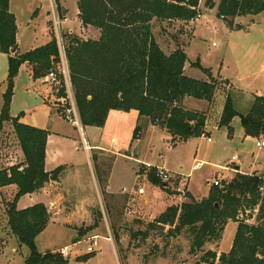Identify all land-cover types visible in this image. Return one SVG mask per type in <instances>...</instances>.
I'll return each mask as SVG.
<instances>
[{"label":"rangeland","instance_id":"374dc122","mask_svg":"<svg viewBox=\"0 0 264 264\" xmlns=\"http://www.w3.org/2000/svg\"><path fill=\"white\" fill-rule=\"evenodd\" d=\"M220 1L214 0L215 7L211 8L210 0H200L198 11L201 17L194 22L153 21L154 38L166 54L178 44L184 46L190 78H209V82L215 78L218 84L213 105L189 99L188 107H185L188 110L201 106L208 112L209 135L200 138L187 142L171 141L162 128L151 125L146 128L136 112H115L112 115L120 118L112 117L103 128L84 127L70 103L67 105L65 100L57 98L60 82L42 84L33 81L31 68L27 64L21 67L13 81L11 117L29 126L65 134L68 139L60 145L64 158L59 164L76 166L73 170L62 167L57 180L52 178L45 185V188L54 185L52 190L56 194L54 198V193L49 195L52 203L49 199L43 200L49 204V207L45 206L51 220L45 231L36 237L35 246L39 253L57 254L68 248V255L64 257L70 264H207L200 263V260L212 251L217 254L215 264H219L221 255L230 252L239 225L235 221L227 224L220 244H208L197 254L191 253L190 243L182 235L171 239L167 249L160 231L152 233L147 240L139 238L136 234L146 226L134 222L136 216H141L145 223L154 221L164 206L153 203V209L147 212V207L141 205L142 198L134 194L138 173L143 166L180 174L197 199L206 198L215 181H220L221 186L230 182L236 176L237 167L245 174L264 176V148L257 147L264 135L258 138L245 136L241 123V115L250 113L256 97H264V12L227 19L233 21L229 23L218 17ZM12 6L19 20L22 53L31 50L32 46H44L60 35L63 39L60 48L63 66L68 62L64 48L67 36L75 35L81 40L97 36L93 31L88 34L80 31L81 27L62 26L64 18L55 0H14ZM54 12L61 17V27L55 24ZM70 29L79 35L69 34ZM17 54H20L18 49L9 56L0 52V117L4 95L9 88V57ZM229 95L237 112L231 123V133L227 127L218 126ZM138 127L142 131L135 140ZM84 137L91 147L101 146L109 153L98 152L96 148L87 151ZM23 161L13 124L0 121V171ZM58 168L48 173L53 174ZM145 183L148 184V180L145 179ZM106 186L111 190L107 191ZM132 188L131 194L121 195ZM12 189L0 188V264H25L32 249L22 244L8 226L7 211L18 193V189ZM149 192L152 196V190ZM186 193L187 190L184 195ZM29 203V200L21 201L18 210L29 208H23ZM244 215L241 212L237 219H243ZM90 247L93 252L88 251ZM89 254L93 255L88 260L78 261Z\"/></svg>","mask_w":264,"mask_h":264},{"label":"trees","instance_id":"16d2710c","mask_svg":"<svg viewBox=\"0 0 264 264\" xmlns=\"http://www.w3.org/2000/svg\"><path fill=\"white\" fill-rule=\"evenodd\" d=\"M199 1L79 0L83 25L92 26L101 33L98 40L67 36L64 47L69 81L82 126L103 128L111 111L136 112L140 118L146 117L166 130L172 141L187 142L207 134V113L187 110L184 101L193 98L212 103L217 82L186 76L188 57L183 45L178 44L174 51L166 54L153 34L154 20L190 22L196 19L200 14ZM10 2L0 0V52L8 56L12 49H18L17 19L10 11ZM213 2L210 0L211 8L215 7ZM217 10L218 17L229 22L227 19L263 13L264 0H221ZM25 64L30 65L35 81L47 78L51 72L56 73L60 82L56 96L69 105L57 38L28 53L9 57V88L4 95L0 121L13 124L24 161L0 171V188L14 185L18 189L15 201L7 211L8 226L22 244L32 249L25 264H70L61 253L41 254L35 246L36 237L50 223L48 208L44 204L23 210L17 208L23 196L41 191L52 178L57 180L58 172L62 170L59 167L49 174L45 169L49 130L23 124L10 115L13 81ZM236 115L229 95L219 126L227 127L231 133V123ZM241 123L246 136L258 138L264 135V97H256L250 113L241 115ZM139 131L140 128H136L135 140ZM157 172L154 167L143 166L138 173L135 191L142 198L141 205L147 207V212H151L150 199L153 196L149 189L152 193L159 189L166 194H176L170 184L157 177ZM256 207H259V213L254 221L248 223L246 218L237 219L241 212ZM135 218L136 224L146 226L136 234L139 238L147 240L152 233L160 231L167 249L171 239L182 235L190 243L192 254L203 252L208 244H220L227 224L238 222L232 248L229 253L221 255L219 264H264V178L256 174L238 173L223 186H213L209 196L200 202L186 193L182 203L167 207L152 222L145 223L141 216ZM166 229L168 232L164 233ZM92 255L80 257L78 261L84 262ZM216 259L217 254L208 251L200 263L215 264Z\"/></svg>","mask_w":264,"mask_h":264},{"label":"crops","instance_id":"0c3cea01","mask_svg":"<svg viewBox=\"0 0 264 264\" xmlns=\"http://www.w3.org/2000/svg\"><path fill=\"white\" fill-rule=\"evenodd\" d=\"M13 1L14 0H11L10 2V11L16 16V19H17V27H18V34H17V45H18V50L20 52V54H25V53H28L38 47H41V46H32L33 48H31V50L29 51H26L24 53L21 52L20 50V45H21V36H20V27H19V20H18V16L17 14L12 10V4H13ZM56 1V5L58 7V9H60V12H61V15H63V20H62V26L64 27H72L73 25L75 27H81L80 28V31L82 32H86L87 34L88 33H91L92 31L94 32L93 34H97V36L95 38H89V39H86V40H98L100 38V31L96 28H92V26H84L81 19H80V10H79V7H78V2L79 0H55ZM216 3V2H215ZM29 27V25H28ZM91 27V28H90ZM69 34H73V33H76L79 35L78 32H75L74 29H70L69 31ZM192 35H194V29H193V32H192ZM81 36V35H80ZM52 40V39H51ZM49 43V42H48ZM46 45V44H45ZM184 47V46H183ZM174 49L171 50L174 51ZM29 67L30 65L27 64ZM31 68V67H30ZM63 69L64 70H67L68 71V62L65 64V62L63 63ZM30 72H31V69H30ZM185 75L186 76H189L188 74V66L187 64L185 65ZM30 76H31V79L33 81H35L33 78H32V72L30 73ZM191 77V76H189ZM209 78H206L205 80H202V81H209L208 80ZM37 82L40 81L42 84L46 83L47 81L44 80V79H41V80H36ZM189 99H193V98H186L185 101H184V106L185 107H188L187 106V103H188V100ZM198 101H201V102H205V100H198ZM214 103V100L212 103H210L211 105H213ZM224 108V107H223ZM188 110L190 111H198V112H204V113H207V116L208 115V112L207 110H203L201 108V106L199 108H193V109H189ZM115 112H118V113H122V114H126L124 112H120V111H111L110 114H109V117H108V122L110 121V119L112 117H115V118H120L119 115H112L114 114ZM133 113V112H131ZM138 114V113H137ZM221 116V115H220ZM140 122L141 123H145L146 124V128L148 126H152V127H159L157 125H154L153 123H151L150 119L146 118V117H142V118H139ZM107 122V123H108ZM207 123H208V119H207ZM219 126V124H218ZM220 127V126H219ZM143 130H145V127H143ZM163 130V129H162ZM142 131V128H140V132ZM146 131V130H145ZM169 136L170 134L164 130ZM50 132V135L48 137V142H47V150H46V160H45V169L47 172H50L56 168H58L59 166L61 167H67L68 166V169H74L76 168L75 165L71 164V163H66V164H59L61 163L60 161L63 160L64 156L60 153V145L62 142L66 141L68 138L65 134H63L62 132H59V131H56V130H53V129H50L49 130ZM206 135H209V132L207 131V124H206ZM245 133V131H244ZM246 136V135H245ZM171 138V141H172V137L170 136ZM84 140V143H87V141L85 140V137L83 138ZM189 141V140H188ZM89 145V144H88ZM90 146V145H89ZM92 148V150H95L94 148H96V150L98 152H103V153H106L107 154V150H104V148H102L101 146H95V147H91L90 146V149ZM91 150V151H92ZM90 151V152H91ZM109 153V152H108ZM112 154V153H111ZM59 165V166H58ZM156 169H159L158 167H156ZM245 174L243 172L240 171V168L237 167L236 168V171L234 172V174ZM171 174V173H170ZM258 175L257 173H253V174H245V175ZM172 177H174L175 179L172 180V183L170 184L171 186V190L172 191H175L176 194L174 195H170L168 196L166 193H164L162 190H159V189H154L155 192H153V196L152 198L150 199V207H151V210L153 209V203L155 204H158V205H163L164 206L162 208L159 209L158 211V214H160L161 212H163L167 207L171 206V205H179V203H182V201H184V191L187 190L188 193H190L194 198H196L188 189V187L186 186V183H185V180L182 178V176L180 174H176V175H173L171 174ZM260 176V175H258ZM235 177V176H234ZM233 177V178H234ZM264 178V176H261ZM231 178L230 181L233 179ZM109 184H110V180H109ZM136 184V183H135ZM213 185V184H212ZM58 186V185H57ZM148 188H150L151 186L150 185H147ZM8 187H12L13 189H16L17 190V187L12 185V186H8ZM16 187V188H15ZM51 188V189H50ZM52 188H54V185H51L48 186L45 188V189H42L41 191L37 192V193H34V194H29V195H26V196H23L17 203V208L19 207V203L23 200H29L30 203L29 205H26V206H23V208L25 207H30V206H33V205H36V204H44L46 205L47 207H49V204H47L46 202H44L43 200L47 201L48 199L50 200L52 198V196L49 197V195L53 194V198H54V195L56 194L55 192H53ZM106 188L108 189L107 191L111 190L110 187H107ZM153 188V187H151ZM212 188V187H211ZM12 189V190H13ZM134 189L132 188L130 192H125V193H122L121 195L123 196H127L126 194H131V192H133ZM210 193V192H209ZM134 194L138 195L136 193V191H134ZM177 195V196H176ZM209 196V195H208ZM207 196V197H208ZM206 197V198H207ZM197 199V198H196ZM205 199V198H204ZM48 200V201H49ZM203 199H197V201H202ZM51 202V200L49 201ZM52 203V202H51ZM22 208V209H23ZM238 228V226H237ZM237 232V230H236ZM236 235V234H235Z\"/></svg>","mask_w":264,"mask_h":264},{"label":"built area","instance_id":"2783aa9c","mask_svg":"<svg viewBox=\"0 0 264 264\" xmlns=\"http://www.w3.org/2000/svg\"><path fill=\"white\" fill-rule=\"evenodd\" d=\"M54 14H55V12H54ZM201 17V14H199L198 16H197V18L196 19H193V20H191L190 22H194L195 20H197L198 18H200ZM61 17H59V13H58V15H57V12H56V14H55V24H56V26L57 27H61V19H60ZM57 41H58V44H59V47L61 48L62 47V45H63V39L60 37V35H57ZM63 75L65 76V79H66V85H67V92H68V101H69V103H70V105H71V108H72V111L74 112V114H75V116L77 117V119L79 120V118H78V114L79 113H77V111H78V109H77V106H76V101H75V97H74V93H73V90H72V87H71V84H70V82H69V80H68V78H69V70L67 71V70H64L63 69ZM46 81L47 82H51V83H53V84H58L59 83V80H58V77L55 75V73H51L47 78H46ZM67 102V101H66ZM80 117V116H79ZM76 124H79V122H76ZM210 140V139H209ZM211 141V140H210ZM85 144V149L88 151V150H91L90 149V146L87 144V143H84ZM257 147H259V148H264V140H262V141H258L257 142ZM158 170V172H157V177L158 178H160L164 183H168V184H171L172 183V176H171V174L168 172V171H166V170H164V169H157ZM213 186H216V187H221V182L220 181H215L214 183H213ZM259 213V209H258V207H256L255 209H252V210H246L245 211V215L244 216H242L243 217V219H241V220H244L245 218H246V222H251V221H254V219H255V217H256V215ZM250 216H252V218L250 219ZM93 247H90L89 249H88V251L89 252H93ZM68 248H65V249H63L62 251H61V254L63 255V256H66V255H68Z\"/></svg>","mask_w":264,"mask_h":264},{"label":"water","instance_id":"95a60500","mask_svg":"<svg viewBox=\"0 0 264 264\" xmlns=\"http://www.w3.org/2000/svg\"><path fill=\"white\" fill-rule=\"evenodd\" d=\"M16 51H17V48H14V49L11 50L12 53H16ZM210 81H211V82H214V81H215V78H211ZM199 202H200V201H199Z\"/></svg>","mask_w":264,"mask_h":264}]
</instances>
